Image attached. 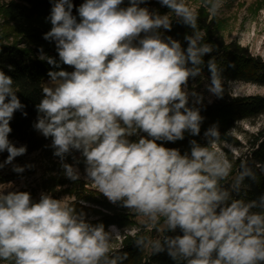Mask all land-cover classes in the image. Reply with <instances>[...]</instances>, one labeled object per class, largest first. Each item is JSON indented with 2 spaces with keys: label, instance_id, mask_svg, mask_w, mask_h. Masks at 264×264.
Returning a JSON list of instances; mask_svg holds the SVG:
<instances>
[{
  "label": "clouds",
  "instance_id": "9594fccd",
  "mask_svg": "<svg viewBox=\"0 0 264 264\" xmlns=\"http://www.w3.org/2000/svg\"><path fill=\"white\" fill-rule=\"evenodd\" d=\"M50 2L51 29L43 39L55 44L58 60L39 49L38 58L53 70L36 105L35 130L51 138L65 178L81 179L79 161L65 162L79 152L94 190L145 217L143 229L159 231L163 225L167 234L136 239L141 228L121 232L110 225L106 231L104 223L92 224L77 211L69 196L42 192L34 201L27 191L0 188V261L124 264L128 253L119 245L132 237L137 248L166 253L176 264H264V194L244 198L250 187L245 181L255 182L257 172L241 162L233 175L218 124L204 132L205 145L190 140L188 152L164 146L183 141L185 133L199 136L205 119L195 106L203 95L188 87L213 51L197 28L198 12L187 0H157L169 9L164 14L142 6L150 0H128L126 7L125 0H84L79 7L73 0ZM173 17L192 30L184 37L186 49L164 35ZM207 68V91L223 98L224 69L214 57ZM14 85L0 69V153H8L0 169L27 152L9 140L14 114L27 116ZM227 85L232 98H264V84ZM32 167L14 165L13 171Z\"/></svg>",
  "mask_w": 264,
  "mask_h": 264
},
{
  "label": "trees",
  "instance_id": "16d2710c",
  "mask_svg": "<svg viewBox=\"0 0 264 264\" xmlns=\"http://www.w3.org/2000/svg\"><path fill=\"white\" fill-rule=\"evenodd\" d=\"M3 4L0 6V16L11 24L9 34L0 37V69L15 81L14 88L21 103L26 107L23 109L27 113L24 116L21 111L14 114L10 127L12 132L9 137L27 147V152L38 153L44 158L51 160L53 149L50 147L51 138H45L35 130L34 124L37 120L38 112L36 105L42 99L43 82L49 80L47 72L53 70L46 61H41L39 49L43 48L44 53L58 60L55 44L45 41L43 35L50 31L51 24L47 20L51 12L52 3L50 0H0ZM76 7H79L84 0H73ZM128 6L124 3L122 7ZM73 14L78 16L75 9ZM197 28L205 33L204 43L213 46V51L205 55L204 65L201 74H209L207 61L215 58L217 63L224 69L222 75L226 81H252L264 84V62L247 53V50L239 47L235 43L225 44L218 35L213 21L208 22L204 11L198 15ZM192 30L183 25L178 20H173L172 30L165 36H171L173 39L181 42L186 49L187 43L185 35H191ZM12 37L11 43L4 44L1 39ZM64 70L72 71V68L62 66ZM11 68V70H9ZM195 79H190L189 83ZM192 106V105H189ZM201 108V116L204 121L201 125L199 136L193 137L185 133L183 141L175 143L166 142L165 147L178 148L181 154L190 151L189 141L195 139L201 145L204 144V132L218 124L221 134V143L227 142L235 146L239 142L229 135V130L234 127L236 122L247 120L254 122L257 118L264 115V98L260 97H239L229 98L214 102L210 105L197 106ZM132 139H136L133 137ZM251 151L242 157H238L234 162L233 175L239 168L241 162H246L253 166L257 172L255 182L246 180L245 183L250 187L244 195L245 199H255L264 194V126L252 136L250 141ZM78 153V152H77ZM80 154V153H79ZM53 158V157H52ZM58 158V157H57ZM83 163L80 156L77 159ZM66 163H71L72 159L66 157ZM51 166L56 165L51 162ZM260 165L261 167H257ZM54 167H46V175L41 179L39 187L44 193H50L53 197L68 195L75 201L71 202L77 208V211H83L87 219L92 224L104 223L105 230L110 225H115L120 229L126 227L138 226L134 215L120 212L118 207L109 203L106 199H96L94 194L85 189L86 183L83 181H70L65 178L62 168L57 167L58 172L53 174ZM232 177V176H230ZM230 182L225 181L223 183ZM83 201L84 204L80 202ZM92 215H94L92 217ZM167 233L162 231L159 237ZM140 237H146V233H139ZM122 251L128 253V260L124 264H176L166 253L152 255L151 250H142L135 246V240L132 237L126 238L122 245Z\"/></svg>",
  "mask_w": 264,
  "mask_h": 264
},
{
  "label": "rangeland",
  "instance_id": "374dc122",
  "mask_svg": "<svg viewBox=\"0 0 264 264\" xmlns=\"http://www.w3.org/2000/svg\"><path fill=\"white\" fill-rule=\"evenodd\" d=\"M124 3H128V0H125ZM187 3L194 11L198 12V14H201V12L204 11L207 15L208 22L213 21L216 28H218V35L225 42V44L235 43L239 47L246 49L247 53L251 56L264 62V0H187ZM2 4L3 3L0 1V6ZM142 6H147L150 10H159L161 14L169 12V9L161 7L157 0H150L147 5ZM173 20L176 19L173 17ZM10 26L11 24L0 16V37L11 32ZM166 33L167 32H165L164 35H166ZM12 41V37H9L8 39H1V42L4 44L11 43ZM48 83L49 80L44 81L43 87L49 86ZM209 84V74H201L188 84L190 91L194 89L196 92L203 95L202 104L197 106L210 105L214 102L220 101L221 99H225L226 95L229 98L231 97L229 95L227 81L225 83V94L223 98H217L210 94L207 91ZM241 91L243 92V89ZM189 105H193L191 98ZM263 126L264 115L257 118L254 122L247 120L236 122L234 127L229 130V135L234 137L239 142V145L235 146L227 142H222L220 146L227 153L229 159L233 160V163L238 157H244L251 151V138ZM9 140L17 147L23 146L10 137ZM203 141V145H205L207 141L204 137ZM7 156V152L0 153V163H3ZM80 156L79 152H73L68 156L72 159V162L68 164H74L75 161L73 160V157L77 160ZM52 157L51 160H48L38 153L29 152H26L23 156L17 157L11 165H6L3 169H0V188H7V191H27L31 193L34 201H38L40 194L42 192L44 193V191L39 187V183L47 173L46 167L48 165L52 168L54 167V170L52 171L53 174L58 172V166L61 168L60 159L55 156ZM51 162H54L56 165L51 166ZM80 163L81 164H78L81 174L80 181L86 183L85 189L93 193L94 198L98 200L102 198L107 200V198H105L102 194H99L98 191L93 189L90 182L86 181L84 178L85 166L84 163ZM29 164L33 165V167L31 169H26L22 174H17L13 171L14 165L24 166ZM231 179L232 177L228 178L229 181H231ZM64 196L68 195H61L54 198H61ZM69 198L70 202L75 201L72 196H69ZM112 205L118 207L120 212L134 215V219L138 224V226L135 227L141 228L140 232L146 233V237L151 236L155 238L162 234L164 229L163 225H161L159 231L152 229L145 230L142 228L146 221L145 217H139L118 204ZM93 216L94 215H92V217ZM120 230L121 232L124 231V229ZM0 264H10V262L0 261Z\"/></svg>",
  "mask_w": 264,
  "mask_h": 264
}]
</instances>
